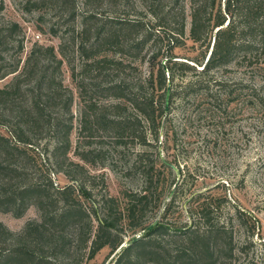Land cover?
<instances>
[{
  "label": "rangeland",
  "instance_id": "rangeland-1",
  "mask_svg": "<svg viewBox=\"0 0 264 264\" xmlns=\"http://www.w3.org/2000/svg\"><path fill=\"white\" fill-rule=\"evenodd\" d=\"M3 1L0 20L19 22L24 33L19 70L32 47L43 46L36 61L48 63L52 71L57 59L61 60L55 73L72 98L68 105L73 121L71 143L63 170L50 173L54 185L83 181L102 220L107 217V208L122 211L134 194L147 195L144 211L135 218L140 225L155 219L168 223L192 221L195 212L205 205L209 210L207 220L220 219L232 228L240 261L264 264V65L249 66L240 52L233 51L227 62L203 73L216 29L207 26L199 40L191 38L189 0H178L185 16L181 35L175 32L181 12L168 10L174 0L162 2V26H157L148 12L150 0H68V9L73 4L76 7L73 17L66 15L68 11L60 14L49 9L42 19L40 10H23L22 0ZM132 20L139 21V26H124ZM211 21L207 23L211 25ZM50 27L60 30L54 35ZM169 33L178 38L171 49ZM139 39L145 40L139 43ZM47 46L53 48L55 59L45 53L43 48ZM173 60L188 66H173L175 75L170 80ZM159 63L165 70L168 67L170 94L167 110L156 117V123L160 120L161 124L155 139L151 124L133 109L130 98L132 93H153L156 105L164 106V89L157 83ZM34 69L32 73L38 72ZM11 79L12 75L1 78L0 87ZM117 84L127 89L123 98L115 96L118 91L113 86ZM31 85L28 82L25 88ZM91 102L98 105V114H104L105 120L92 129L93 137L77 140L80 113ZM117 102H121V108L113 107ZM117 111L140 119L121 138L113 122ZM0 133L8 135L1 125ZM143 135L146 143L139 140ZM86 149L92 151L88 160H82L76 152ZM163 160L175 165L178 172L170 166L165 168ZM69 161L84 166L86 174L82 173L81 181L68 178L64 170L79 174L67 165ZM173 194V204L164 213V204ZM238 210L245 214L244 220L237 216ZM37 219L39 212L34 204L18 217L0 211V222L12 232H20L28 221ZM126 222H121L125 241L134 229ZM113 256L103 248L82 264H109Z\"/></svg>",
  "mask_w": 264,
  "mask_h": 264
},
{
  "label": "trees",
  "instance_id": "trees-1",
  "mask_svg": "<svg viewBox=\"0 0 264 264\" xmlns=\"http://www.w3.org/2000/svg\"><path fill=\"white\" fill-rule=\"evenodd\" d=\"M67 2L22 0L20 4L27 12L40 10V19L49 9L60 14L68 11L66 15L73 17L76 7L73 4L68 9ZM162 2L150 0L148 4V12L156 19L157 26H162L161 18L165 16ZM178 4L179 1L174 0L168 10L181 12V22L175 31L181 35L185 16L183 5ZM189 6L190 36L194 41L200 39L205 27L216 29L212 49L201 69L203 73L227 62L233 51L240 52L249 66L264 65V0H189ZM3 9L4 1L0 0V12ZM206 19L207 22L212 20L211 25ZM139 24V21L132 20L125 22L124 26ZM50 30L56 35L60 29L50 27ZM236 32L238 39L235 38ZM167 38L170 49L177 45L175 35L169 33ZM236 40L241 41L236 43ZM42 47L35 44L19 70V53L24 48L22 26L15 20H0V79L12 75V79L0 87V125L8 132V135L0 133V211L18 217L34 204L39 212V219L28 221L20 232H12L0 222V264H82L103 248L109 249V255L114 253L109 264H254L251 260L240 261L232 228L220 219L207 220L209 210L205 205L197 212L190 208L192 216L197 213L192 221H157L145 230L149 224L140 225L135 221L145 209V193L131 195L129 204L122 211L107 208V217L102 220L98 205L91 199L90 190L83 181L76 182V185H54L50 173L54 175L63 170L65 154L71 143L73 121L68 105L72 98L55 73L61 60L57 59L52 71H49L48 63L36 61ZM43 49L56 58L52 47ZM34 66L38 72L32 73ZM173 66L184 69L188 65L173 60L168 72L170 80L175 75ZM167 70L159 63L157 83L159 89H164V101ZM28 82L32 85L25 88ZM113 88L118 91L115 93L117 98L125 96L124 86L117 84ZM130 99L133 109L151 124L154 138L158 139L156 130L161 122L156 123V117L165 112L164 106L156 105L153 93H132ZM113 107L121 108V102ZM116 115L113 122L120 132L118 138L140 122L136 116H126L123 112L117 111ZM103 120L105 115L98 114V105L94 102L87 104L78 120L77 140L81 136L83 139L93 137L92 129ZM139 140L146 143L145 135ZM91 151H77L76 155L88 160ZM161 164L165 168L169 166L164 162ZM67 165L75 168L74 173H79L72 175L64 170L68 178L81 181L82 173L86 174L84 166L73 161ZM174 198L175 194L169 203L164 204V213L170 209ZM244 215L238 210L240 219L244 220ZM123 219L134 226L133 235L126 241L121 233ZM135 234L140 237L135 239ZM246 246L244 241L243 248Z\"/></svg>",
  "mask_w": 264,
  "mask_h": 264
},
{
  "label": "water",
  "instance_id": "water-1",
  "mask_svg": "<svg viewBox=\"0 0 264 264\" xmlns=\"http://www.w3.org/2000/svg\"><path fill=\"white\" fill-rule=\"evenodd\" d=\"M169 94H170V87L169 85H167V88H166V93H165V101H164V111L167 110L168 108V102H169ZM164 163H167L170 167H172L174 170L177 171V168L175 165H173L172 163H168L166 161L163 160ZM157 219H155L152 223H150L145 230H149L153 225H155L157 223ZM140 235H136L135 236V239L139 238ZM123 246V245H122Z\"/></svg>",
  "mask_w": 264,
  "mask_h": 264
},
{
  "label": "flooded vegetation",
  "instance_id": "flooded-vegetation-1",
  "mask_svg": "<svg viewBox=\"0 0 264 264\" xmlns=\"http://www.w3.org/2000/svg\"><path fill=\"white\" fill-rule=\"evenodd\" d=\"M165 93H166V90H165Z\"/></svg>",
  "mask_w": 264,
  "mask_h": 264
}]
</instances>
